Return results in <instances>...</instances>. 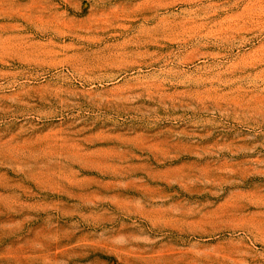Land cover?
Returning a JSON list of instances; mask_svg holds the SVG:
<instances>
[{
  "label": "rangeland",
  "instance_id": "1",
  "mask_svg": "<svg viewBox=\"0 0 264 264\" xmlns=\"http://www.w3.org/2000/svg\"><path fill=\"white\" fill-rule=\"evenodd\" d=\"M0 264H264V0H0Z\"/></svg>",
  "mask_w": 264,
  "mask_h": 264
}]
</instances>
